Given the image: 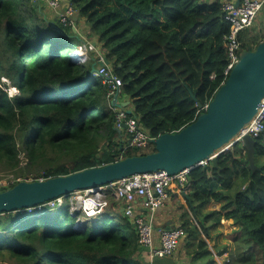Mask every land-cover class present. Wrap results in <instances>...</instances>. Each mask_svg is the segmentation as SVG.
I'll use <instances>...</instances> for the list:
<instances>
[{
  "label": "trees",
  "instance_id": "obj_1",
  "mask_svg": "<svg viewBox=\"0 0 264 264\" xmlns=\"http://www.w3.org/2000/svg\"><path fill=\"white\" fill-rule=\"evenodd\" d=\"M68 1L89 26L88 36L101 46L121 80V94L152 138L194 122L197 103H209L224 82L230 25L222 0ZM51 21L33 0H0V78L19 92L10 98L0 87V165L17 168L22 152L28 168L42 170L43 180L115 162L126 144L116 142L120 133L109 87L90 74V61L81 65L70 58L86 42L71 26L57 22L52 27ZM240 41L241 51L254 50L260 36H248L247 30ZM255 140L257 164L264 156V132ZM239 145L218 157L219 174L211 166L189 172L191 213L198 226L184 212L180 227L193 264L207 257L201 264H214L201 234L210 239L212 225L207 224L225 220L239 226L236 235L245 236L243 244L258 250L264 264V164H257L261 172L253 174ZM152 152L154 147L146 152L128 147L122 158ZM235 177L244 180L233 192ZM110 199L103 214L80 224L68 204L55 213L42 208L0 214V264H167L140 246L137 229L120 212L119 201ZM210 202L223 204L202 214ZM251 258L233 255L228 264Z\"/></svg>",
  "mask_w": 264,
  "mask_h": 264
},
{
  "label": "water",
  "instance_id": "obj_2",
  "mask_svg": "<svg viewBox=\"0 0 264 264\" xmlns=\"http://www.w3.org/2000/svg\"><path fill=\"white\" fill-rule=\"evenodd\" d=\"M239 3L240 0H236L235 6L237 7ZM34 5L37 6L38 1H35ZM56 22L57 19H54L50 25L56 27ZM104 65L109 68L112 66L106 54L93 60L90 74H97V67ZM192 98L196 99L194 95ZM262 99H264V40L254 50L241 52L238 62L214 94L207 110L200 113L194 122L177 133L162 134L153 140L154 152L122 158L106 165L47 180L21 181L0 192V214L33 209L80 190L92 188L96 191L98 187L135 174L160 170L175 175L183 170L199 167L202 161H207L216 153L210 164L219 174L218 157L226 148L237 143L234 138L254 117ZM110 105L115 112L125 109L128 115L135 116L133 110L129 109L130 101L120 104L115 97ZM197 107L201 108L202 105L197 103ZM122 127L125 128L124 123ZM127 143H130L129 140ZM255 145L254 138L249 135L242 137L241 148L245 151L246 163L253 174L261 172V168L255 163ZM99 157L100 154H97L96 159ZM185 198L189 200L188 195H185ZM123 203L122 199L119 202L121 213L125 207ZM129 222L135 229L134 219H129ZM166 229H169V226Z\"/></svg>",
  "mask_w": 264,
  "mask_h": 264
},
{
  "label": "built area",
  "instance_id": "obj_3",
  "mask_svg": "<svg viewBox=\"0 0 264 264\" xmlns=\"http://www.w3.org/2000/svg\"><path fill=\"white\" fill-rule=\"evenodd\" d=\"M45 2L56 13L57 21L61 25L65 27L74 26L76 10L70 3L62 4L61 0H45ZM235 2L236 0H225L222 1L221 5L224 20L230 25V33L224 38V48L228 53L227 66L224 70L225 80L238 62L239 56L242 52L240 41L241 34L250 30L254 25L259 12L264 10V0H240L237 7L235 6ZM84 50L86 49L84 48ZM84 61L85 58L78 60L79 63H83ZM97 70L96 75L102 78L103 85L109 87L107 97L113 99L114 96H119L121 94V80L106 66L98 67ZM210 79H214V76H211ZM208 105L209 103H206L202 106V108L199 109V112L206 111ZM123 123L125 124V128L122 127ZM114 126L117 130L125 131L129 136L130 142L129 144H126L124 148H121L118 158L122 159V156L128 147L140 152H146L154 147L153 140L155 138H152L148 132L139 125L136 117L128 115L124 109H120L115 113ZM263 132L264 99H262L259 108L251 121L248 122L238 133L239 137L235 139V142H241L242 137L245 135H249L255 139ZM229 148L230 146L222 151L221 154L228 151ZM213 156H216V154ZM213 156L207 161H202L199 166H209L210 160ZM189 172L190 169L183 170L175 175H169L165 171L160 170L147 174H135L109 185L98 187L96 191L92 188L76 191L68 196H62L33 209L41 211L42 208H46V210L49 211L56 207L62 208L63 206H67H62L66 200L69 202H75L76 208L71 212L80 215L78 221V224H80L86 219L104 213L109 206L105 200L107 195H112L115 200H118L119 202L123 199V204L125 205V207H123V213L128 219H134L140 246L149 251L151 258H167L171 257L177 250L180 242L185 237V232L181 227H170L169 229L158 228L157 234L159 247H154L153 238L154 233L156 232L155 213L169 198L170 190L172 188L176 189L180 195H185L187 192H190L192 187L188 176ZM19 182L21 181L15 180L9 183H4L3 185L10 187ZM139 204H142L145 209V215H142L136 210ZM30 210L31 209H28L26 211ZM77 226L79 225H76V228ZM229 261L230 260L226 258L225 262L229 263Z\"/></svg>",
  "mask_w": 264,
  "mask_h": 264
},
{
  "label": "crops",
  "instance_id": "obj_4",
  "mask_svg": "<svg viewBox=\"0 0 264 264\" xmlns=\"http://www.w3.org/2000/svg\"><path fill=\"white\" fill-rule=\"evenodd\" d=\"M35 1H38V0H35ZM42 2H45V1L44 0L39 1L38 5L41 6ZM54 19H55V15L51 20H54ZM75 22L77 23L75 26L77 28L81 26V23H83L82 20H79L78 18L75 20ZM74 31H75V28H74ZM92 47H93V52L88 53L90 64H92L93 60H96L105 54L102 51L101 46L97 45L96 42L92 43ZM127 101L128 99L122 96L120 98L119 97L117 98V102L120 104L125 103ZM128 139L129 138H126V140H123V141L127 142ZM261 158L264 159V156H261ZM262 164H264V162ZM190 193L191 191L187 192L186 195L189 196ZM222 204L223 203L210 202L201 209V213L205 215L208 213V211H210V209L213 211H219ZM208 206L210 209L207 208ZM192 208L193 206L191 205L190 198L189 200H187L184 195H180L174 188L170 190L169 198L165 201L164 205L160 207L155 213L156 232L154 233V238H153L154 247H159L157 229L162 228V227L165 228L167 226H169V228L180 226L181 213L187 212L190 215L191 220L194 221L192 213H191ZM136 210H138L142 215L146 214V211L143 208L142 204H139ZM194 222L196 224V221ZM221 225L223 224H220V226ZM228 227L230 228V231H228V233L224 235L226 236V239L224 241L221 240V238L223 237L222 232H221L220 239L218 240L220 242L218 243L219 246L217 247V249H215L216 247L215 245L217 244L214 241H212L211 239H206L205 236L201 234L202 239L206 242L207 246H209L208 247L209 252H211L213 255L212 259L214 261V264H218V261L222 262V264H225L226 263L225 260L226 258H228V256L231 259L233 255H236L237 253H238L237 255L244 254L245 251H247V248L250 249V247H247L245 244H243V239L245 238V236L242 234L236 235V232L239 229V226L234 224L233 221L230 220V224L228 225ZM219 229L221 230V227H219ZM186 238L187 236H185V238L181 241L180 245L178 246L177 250L174 252L173 256L165 259L167 264H181V263L193 264L191 258L187 254V249L185 247ZM210 240L213 243L210 242ZM251 250H256V249H251ZM220 252L221 253L224 252V254L221 256H217V254H219ZM244 255L246 256L247 253H245Z\"/></svg>",
  "mask_w": 264,
  "mask_h": 264
},
{
  "label": "rangeland",
  "instance_id": "obj_5",
  "mask_svg": "<svg viewBox=\"0 0 264 264\" xmlns=\"http://www.w3.org/2000/svg\"><path fill=\"white\" fill-rule=\"evenodd\" d=\"M38 1H41V0H38ZM222 1H225V0H222ZM201 2L208 3V2H210V0H201ZM61 3L62 4H69V2L67 0H61ZM40 12L45 17H47L49 20H51L54 17V15H55V12L46 4V2H42V5L40 6ZM263 18H264V10L259 12L258 16L255 19L254 25L250 28V30H248V36L249 35H253V36H257L258 35V36H260V42H262L264 40ZM89 29H90L89 26L85 25V23L83 22V23H81V26L79 28L75 27V31H74V29H73V31L78 36H80L83 41L86 42L87 52H93L92 43H93L94 39L92 37L88 36ZM94 42L97 43L96 39L94 40ZM85 54H86V52H85ZM70 56L71 57L72 56L75 57L74 53L70 54ZM86 56H87V59H88V55H86ZM0 87L3 89V91L7 92V95L10 98L19 94L18 89L13 87L10 84V82L8 80L4 79V78H0ZM120 96L123 97L122 94ZM120 134H118V138L117 139L115 137L116 142L118 140H121V139L122 140H126V138H129L128 134L125 131L123 133V138H120ZM115 139H114V141H115ZM102 146L103 145H100V147H102ZM239 146H241V145H239ZM19 153H20L19 156H18L19 165H18L17 168H15L13 170H7V169L4 168V166L0 165V184H1L0 185V192H1V189L7 187V186L3 185L4 183H9V182L15 181V180L30 182V181H36V180H41L42 179L41 178L42 174H43L42 170L37 169V168H33V169L28 168L27 167V159L25 158L24 153H22V152H19ZM63 158L64 157H62V159ZM65 158L68 159L67 156H65ZM60 161L63 162L62 160H60ZM256 162H257V164L260 165V164H262L264 162V159L261 158V157H258L256 159ZM243 180L244 179L242 177H238V178L235 177L233 188H232L233 192H235L237 190H240L241 185L243 184ZM105 200L107 201L108 204H110L111 203L110 195H107L105 197ZM67 204L69 205V211L70 212L73 211V209L75 210V208H76L75 202H69V201L66 200V202H64L62 204V206L63 205H67ZM56 208H58V207H56ZM207 208L210 209L209 206ZM55 209H53L54 211H52L51 213L58 212V210H55ZM211 211H213V210L210 209V211H208V212H211ZM49 213H47V214L49 215ZM116 215H118V214H116ZM113 216L114 215H112V214L110 215V217H113ZM81 219H83V218H81ZM92 220H95V219H92ZM221 224H223V225L220 226V224H217L216 222H209L207 224L208 226L212 225L210 239L217 244V245H215L216 246L215 249H217V247L219 246L218 243L220 241H218V240L220 239L221 232H222V236H223L221 238V240L224 241L226 239V236H224V235L227 234L228 231H230V228L228 227V225L230 224V220H228V221L225 220ZM219 227H221V230L219 229ZM211 240H210V242H212ZM216 241H218V242H216ZM222 241H221V243H222ZM257 251L258 250H251V249L247 248V251H245V253H247V255H251L252 258H251L250 262L242 263V264H261V254H259V252H257ZM223 254H224V252H223ZM236 255H234V256H236ZM167 258H159V259L163 260V259H167ZM228 258H229V256H228ZM232 258H233V256L231 257V259L230 258L229 259L232 260ZM208 259H209V257L201 259L199 264L207 262ZM8 264H16V263L14 261L10 260ZM218 264H222V262L218 261Z\"/></svg>",
  "mask_w": 264,
  "mask_h": 264
},
{
  "label": "clouds",
  "instance_id": "obj_6",
  "mask_svg": "<svg viewBox=\"0 0 264 264\" xmlns=\"http://www.w3.org/2000/svg\"><path fill=\"white\" fill-rule=\"evenodd\" d=\"M33 1L35 2V0H33ZM44 1H45V0H44ZM67 1H68V0H67ZM38 2H39V1H38ZM68 2H69V1H68ZM37 6H39V5H37ZM76 16H77V12H76L75 17H76ZM75 17H74V26L72 27L73 29L75 28V26H76V24H77V23L75 22ZM77 18H78V16H77ZM55 19H57V18H56V13H55ZM52 21H53V20H52ZM57 22H58V21H57ZM57 22H56V23H57ZM92 48H93V47H92ZM77 49H82L83 52H82L79 56H77V57H76V56H75V57H73V56L71 57V56H70V58H72L73 61L76 62L77 64H81V65L86 64V63L89 61V58L87 59V56H86V55H88V53H89V52H87V45L85 46V49H86V50H84V48H77ZM75 50H76V49H73L72 52H70V53L72 54ZM85 52H86V54H85ZM84 54H85V55H84ZM88 56H89V55H88ZM82 58H83V59L85 58V61H84L83 63H82V62L79 63L78 60H79V59H82ZM90 65H91V64H90ZM104 66H106V65H104ZM101 67H102V66H101ZM106 67H107V66H106ZM97 68H98V67H97ZM107 68L110 70L109 67H107ZM97 71H98V70H97ZM110 71H111V70H110ZM112 73H113V72H112ZM95 76H97V75L95 74ZM97 77H99V76H97ZM101 80H102V78H101ZM102 84H103V83H102ZM120 95H121V94H120ZM120 95H119V96H114V98H115V97H117V98L119 97V98H120V97H121ZM114 98H113V99H114ZM109 100H110V102H111L112 99H109ZM111 108L114 110L113 107H111ZM201 108H202V107H201ZM201 108H199V109H201ZM129 109H131V107H129ZM119 110H120V109H119ZM119 110H118V111H119ZM124 110H125V109H124ZM118 111H117V112H118ZM125 111H126V110H125ZM117 112L114 111V113H117ZM200 113H202V112H200ZM133 117H134V116H133ZM114 118H115V116H114ZM114 128H115V126H114ZM115 130H116V131H120L121 133H122V132L124 133L123 130H117L116 128H115ZM118 133H119V132H118ZM120 137H122V135H120ZM128 140H129V139H128ZM128 140H127V141H128ZM122 142H124V141L122 140ZM124 143L128 144L127 142H124ZM239 143H240V145H241V142H239ZM126 144H125V145H126ZM230 147H232V146H230ZM122 148H123V147H122ZM228 150H229V149H228ZM225 152H226V151H225ZM220 155H221V154H220ZM209 166H211V164H209ZM206 167H208V166H206ZM190 191H191V190H190ZM185 195H186V194H185ZM185 195H184V196H185ZM108 207H109V206H108ZM177 227H180V226H177ZM155 228H156V226H155ZM163 228H164V227H163ZM165 228H166V227H165ZM172 228H173V227H172ZM181 228H182V227H181ZM185 236H186V234H185ZM184 238H185V237H184ZM184 238H183V239H184ZM183 239H182V240H183ZM180 243H181V242H180ZM179 245H180V244H179ZM172 256H173V255H172ZM168 258H170V257H168ZM228 259H229V258H228ZM229 260H230V259H229ZM225 264H228V263H225Z\"/></svg>",
  "mask_w": 264,
  "mask_h": 264
},
{
  "label": "bare ground",
  "instance_id": "obj_7",
  "mask_svg": "<svg viewBox=\"0 0 264 264\" xmlns=\"http://www.w3.org/2000/svg\"><path fill=\"white\" fill-rule=\"evenodd\" d=\"M82 52H83L82 49H76L73 53H74V55L77 57V56H79ZM237 137H239V134L236 135V137H235L234 139H236ZM216 154H217V153H216Z\"/></svg>",
  "mask_w": 264,
  "mask_h": 264
}]
</instances>
